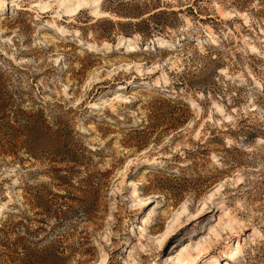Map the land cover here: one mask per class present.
<instances>
[{"label": "rangeland", "instance_id": "rangeland-1", "mask_svg": "<svg viewBox=\"0 0 264 264\" xmlns=\"http://www.w3.org/2000/svg\"><path fill=\"white\" fill-rule=\"evenodd\" d=\"M84 1L0 0V264H264V0Z\"/></svg>", "mask_w": 264, "mask_h": 264}, {"label": "bare ground", "instance_id": "bare-ground-1", "mask_svg": "<svg viewBox=\"0 0 264 264\" xmlns=\"http://www.w3.org/2000/svg\"><path fill=\"white\" fill-rule=\"evenodd\" d=\"M84 0H77V2H76V5H75V7H66L65 9H64V11H63V13H64V17H65V19H68V21H70V22H75V17L76 16H81V15H83L84 14V11H85V6H84ZM97 2H98V0H97ZM105 6H106V4H105V0H101V2L98 4V6L96 7V10H94L93 12H92V14L94 15V16H99V15H102V16H106V14L105 13H103V10L105 9ZM188 7V6H187ZM186 7V8H187ZM45 9L46 8H48V6L47 7H44ZM180 9V8H179ZM182 9V8H181ZM98 10V11H97ZM173 10H178L177 8H174ZM185 10V9H184ZM188 10V9H187ZM58 17H59V15H57ZM61 20H63V19H61ZM120 40L122 41L123 39L122 38H120ZM125 42H128L129 44H131L132 43V41H131V39H125L124 40ZM159 41V40H158ZM160 46L161 47H164V45L163 44H160ZM132 49H133V47H132ZM92 50V49H91ZM133 51V50H132ZM139 84H142V82H140ZM166 237V236H165ZM230 250H232L231 251V253H227V254H225V256H226V259L230 262V261H233L234 260V258H235V256H236V254L238 253V251H239V246H236L234 249L232 248V249H230ZM207 252L205 251V250H202V251H200L199 253H197V254H206ZM192 262H194V258L193 257H191L190 259H186V258H184L182 261H179L178 263H175V264H191Z\"/></svg>", "mask_w": 264, "mask_h": 264}, {"label": "trees", "instance_id": "trees-1", "mask_svg": "<svg viewBox=\"0 0 264 264\" xmlns=\"http://www.w3.org/2000/svg\"><path fill=\"white\" fill-rule=\"evenodd\" d=\"M0 111H3V107H2V104H0ZM26 121H28V124H26L25 127L29 128L28 130L31 129V131H33V128L34 129H38L40 128V126H38L35 122H30V118H28ZM17 122V121H16Z\"/></svg>", "mask_w": 264, "mask_h": 264}]
</instances>
